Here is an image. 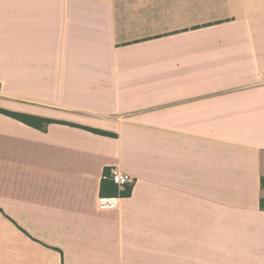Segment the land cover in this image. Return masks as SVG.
Listing matches in <instances>:
<instances>
[{
    "label": "crops",
    "instance_id": "0c3cea01",
    "mask_svg": "<svg viewBox=\"0 0 264 264\" xmlns=\"http://www.w3.org/2000/svg\"><path fill=\"white\" fill-rule=\"evenodd\" d=\"M0 82V264H264V0H0Z\"/></svg>",
    "mask_w": 264,
    "mask_h": 264
},
{
    "label": "built area",
    "instance_id": "2783aa9c",
    "mask_svg": "<svg viewBox=\"0 0 264 264\" xmlns=\"http://www.w3.org/2000/svg\"><path fill=\"white\" fill-rule=\"evenodd\" d=\"M2 93V84L0 82V96ZM110 180L116 185L117 187H126V186H131L134 183V179L127 175L124 174L117 169H114L111 171V176ZM119 203V198L116 197H102L99 196L97 198V207L101 211H108L111 209L117 208Z\"/></svg>",
    "mask_w": 264,
    "mask_h": 264
},
{
    "label": "trees",
    "instance_id": "16d2710c",
    "mask_svg": "<svg viewBox=\"0 0 264 264\" xmlns=\"http://www.w3.org/2000/svg\"><path fill=\"white\" fill-rule=\"evenodd\" d=\"M2 114L4 115H7V116H10V117H13L17 120H20V121H24L25 123L27 124H32L34 126H37V127H41L42 123H47L49 121H46V120H43V119H37V118H33V117H30L29 116H24V115H18V114H14V113H11V112H7V111H0ZM22 119V120H21ZM87 130L89 131H92V132H95V133H98V134H102V135H109L108 133L106 132H103V131H99V130H94V129H89L87 128ZM263 185H264V180H263ZM116 186V185H115ZM124 196H129L130 195V189H128L127 191L123 192L122 193Z\"/></svg>",
    "mask_w": 264,
    "mask_h": 264
}]
</instances>
